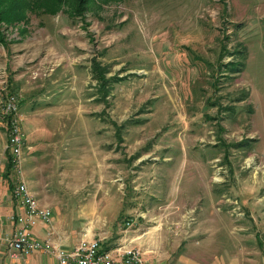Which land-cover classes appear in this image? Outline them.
<instances>
[{"label": "rangeland", "instance_id": "obj_1", "mask_svg": "<svg viewBox=\"0 0 264 264\" xmlns=\"http://www.w3.org/2000/svg\"><path fill=\"white\" fill-rule=\"evenodd\" d=\"M0 1L18 17L0 21V95L17 97L21 127L55 110L28 119L10 183H27V139L59 138L39 159L61 239L264 264V0H90L78 15ZM216 211L221 228L201 230Z\"/></svg>", "mask_w": 264, "mask_h": 264}, {"label": "built area", "instance_id": "obj_2", "mask_svg": "<svg viewBox=\"0 0 264 264\" xmlns=\"http://www.w3.org/2000/svg\"><path fill=\"white\" fill-rule=\"evenodd\" d=\"M0 119L5 122L7 128V148L12 168L20 173V155L25 137L20 123L19 102L15 95H0ZM11 197L15 200L18 210L10 216L14 223L9 239L10 258L17 259L36 250L53 254L59 264H147L143 252L139 249H106L99 238H82L72 248L65 249L52 242L50 233H46L42 238L37 237L33 228L39 224L51 223V209L39 204L21 175L12 183Z\"/></svg>", "mask_w": 264, "mask_h": 264}, {"label": "crops", "instance_id": "obj_3", "mask_svg": "<svg viewBox=\"0 0 264 264\" xmlns=\"http://www.w3.org/2000/svg\"><path fill=\"white\" fill-rule=\"evenodd\" d=\"M41 91V90H40ZM44 94V93H43ZM52 109H44V110H37L33 112H28L25 116V121H24V127H22L23 131L29 132L26 129L30 126V122L28 119L33 118L35 113L41 114V116L54 113ZM56 127L51 126L48 129V132L46 133H52L55 134ZM51 131V132H50ZM36 133V132H34ZM29 141V148H32V151H29L27 153L28 155V160L29 161V170L27 171V186L33 195L34 198H36L39 202L40 205L49 207L52 211V219L51 223L49 225H44V224H39L36 225L33 228V232L35 236L37 237H45L46 233H50V237L52 238V242L65 249H70L72 248L76 243H74L70 239H61L60 237V230L57 226V224H54V229L52 226V222L55 221L54 212L52 210L51 204H52V199L54 198V195L50 192V186L48 183H50L49 178L47 176L43 177L42 176V170H41V162H40V157H42L43 149H55L57 147V143H59V138L58 137H47V138H41L39 139H27ZM97 147V145H95ZM91 149L94 151V147L91 146ZM89 150V152H92V150ZM38 154V155H37ZM24 163H25V158H24ZM11 175L8 177H5L4 180H0V264H59L58 260L54 257L53 254L50 253H45L42 251H32L29 254L13 259L9 257V239L11 237V234L13 232L14 228V223L12 220H8V215L13 214L17 212L18 207L16 205L15 200L11 197V187H10V178ZM12 183V182H11ZM179 208L174 210L173 212L176 213L175 218H180L183 217V210ZM206 210V209H205ZM154 213V211H150ZM146 213V212H145ZM221 212L216 211L214 213V217H211L210 212H204L201 215V218L203 219L202 223H199V227L201 230H209L212 229L214 231L219 230L221 228V225L216 221L217 218H219ZM208 215V216H206ZM217 216V218H215ZM213 219V223L210 221ZM208 220V221H207ZM187 225V224H186ZM185 225V226H186ZM184 226L183 222L176 221L175 223H162L153 226H149L147 230H152L150 233L145 234L143 242L145 241L146 238H151L153 235V230H159V229H164L165 227H168L167 229L174 230L175 229H184L187 228ZM83 238H94V237H83ZM101 239V238H99ZM152 240H149V243H151ZM202 243H199V248H201ZM139 248H143L144 251L149 252L148 256L145 257L149 264H165L168 262V259L171 256V251L166 248H159L155 246H150L148 245L147 247H143L140 245ZM211 264H220L219 260V255L213 254L210 257ZM200 264L196 259H191L190 256L188 255H181L178 257L177 264Z\"/></svg>", "mask_w": 264, "mask_h": 264}, {"label": "trees", "instance_id": "obj_4", "mask_svg": "<svg viewBox=\"0 0 264 264\" xmlns=\"http://www.w3.org/2000/svg\"><path fill=\"white\" fill-rule=\"evenodd\" d=\"M13 2L14 1H0V21L3 20L11 21L18 18L16 14L13 15V13L8 11L9 5L12 4ZM50 2L54 5H61V4L66 5V7L71 12H73V14L78 15L85 10L90 0H51ZM243 66H244L243 61L237 62L234 68L235 72H241L243 70ZM11 168H12L11 156L10 154H8L7 163L5 165V172H4L5 177H8L10 175ZM10 187H12V183H10ZM105 248L109 249L111 247L105 245Z\"/></svg>", "mask_w": 264, "mask_h": 264}]
</instances>
